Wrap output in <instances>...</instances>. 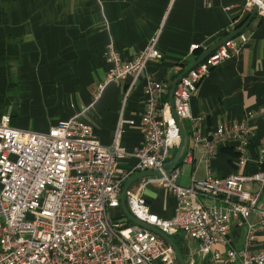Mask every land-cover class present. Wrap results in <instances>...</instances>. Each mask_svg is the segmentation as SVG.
<instances>
[{
	"label": "built area",
	"instance_id": "built-area-1",
	"mask_svg": "<svg viewBox=\"0 0 264 264\" xmlns=\"http://www.w3.org/2000/svg\"><path fill=\"white\" fill-rule=\"evenodd\" d=\"M245 7L257 8L264 16V0H245ZM228 9V7L226 8ZM158 35L130 60H122L111 43L105 46L108 64L96 84L95 96L111 82L130 78L129 88L150 61H159ZM247 40L240 32L219 45L177 82L174 108L177 117L192 119L190 100L200 81L212 68L238 52ZM198 48L191 45V50ZM145 107L138 122L120 117L109 144H102L91 126L76 114L59 120L46 131L20 129L11 118H0V264H178L172 247L151 230L130 222L121 213L119 194L124 182L137 172L156 170L160 177L141 178L125 194L131 214L169 236L192 239L196 246L186 255L187 264L209 257L215 264H264V248L257 247L264 232V209L257 207L264 188V149L251 174L231 173L218 177L208 172L204 178L179 182V169L164 173L169 151L180 141L179 128L164 96L165 83L146 77ZM257 111L247 110L231 123H220L209 134L200 132L191 120L192 150L202 145L211 154L222 144H232L240 153L239 162L249 159L250 122ZM137 125L142 142L129 150L120 142L124 124ZM135 159L130 168L121 162ZM256 182V192L245 187ZM158 184L176 198L174 214L161 218L152 212L144 190ZM120 211L122 219L114 215ZM258 216L257 221L251 215ZM233 222L244 227L243 244L229 246ZM228 246L221 252L215 245Z\"/></svg>",
	"mask_w": 264,
	"mask_h": 264
},
{
	"label": "crops",
	"instance_id": "crops-1",
	"mask_svg": "<svg viewBox=\"0 0 264 264\" xmlns=\"http://www.w3.org/2000/svg\"><path fill=\"white\" fill-rule=\"evenodd\" d=\"M253 8L247 10L245 0H0V118L8 114L17 128L46 131L78 114L102 144H109L120 117L139 121L147 76L165 83L169 93L175 78L203 51L238 28ZM243 33L247 40L239 43L238 52L200 81L190 112L200 132L207 135L220 123L239 120L247 110L257 111L250 122L249 159L240 163L234 146L222 144L207 155L198 145L192 150V161H186L193 142L192 119H182L185 141L175 166L181 184H188L192 177L204 178L208 172L223 177L251 174L259 168L256 158L264 149V16L254 15ZM155 34L162 58L150 61L130 90L128 78L108 83L95 96L96 84L108 68L105 46L111 43L126 61ZM192 44L198 48L191 50ZM164 100L168 102V94ZM120 142L129 150L139 146L138 126L125 123ZM179 145L180 141L169 151L168 161ZM134 163L129 157L121 165L130 168ZM139 180L130 187L135 188ZM245 187L251 192L259 188L256 182ZM144 197L159 217L174 214L176 198L162 186L148 184ZM257 207L264 209V188ZM114 215L119 217L120 211ZM251 220L257 221V214ZM243 237L244 227L233 222L229 246L239 249ZM174 239L186 259L196 242L180 236ZM227 247L215 245L221 252ZM257 247L264 248V232L258 234ZM196 264L215 263L207 257L197 258Z\"/></svg>",
	"mask_w": 264,
	"mask_h": 264
},
{
	"label": "water",
	"instance_id": "water-1",
	"mask_svg": "<svg viewBox=\"0 0 264 264\" xmlns=\"http://www.w3.org/2000/svg\"><path fill=\"white\" fill-rule=\"evenodd\" d=\"M257 14V8L254 7L253 10L251 11L250 15L248 16V18L238 27L236 28L234 31H232L229 35L225 36L224 38H222L220 41L216 42L213 46H211L210 48L206 49L205 51H203L199 57L197 58V60L195 62H193L186 70H184L183 72H181L173 81V83L170 86L169 89V93H168V104L170 106V110L171 113L173 115V117L176 120V123L178 125L179 128V133H180V145L177 149V152L175 154V156L168 161L164 167H163V171L164 173H169L171 170H173L177 164V160L182 152L183 146H184V141H185V132L184 129L181 125V121L180 119L177 117L176 113H175V108H174V90H175V86L177 84V82L180 80V78L185 75L191 68H193L195 65H197L200 61H202L207 55H209L213 50H215L219 45L223 44L225 41H227L228 39L235 37L238 33L242 32L247 25L249 24L251 18ZM162 175L161 172L156 171V170H151V171H143V172H137L135 173L133 176H131L130 178H128L120 191L119 194V200H120V208L121 211L123 213V215L132 223L134 224H138L141 227L147 228L149 230H151L152 232H154L155 234H157L160 238H162L167 244H169L174 252L176 261L178 264H187L185 256L181 250V248L179 247L178 243L175 241V239L171 236H169L168 234H166L165 232L161 231L160 229H158L157 227L147 224L145 222H141L138 219H136L131 212L129 211L127 205H126V200H125V194L126 191L128 190V188L131 186V184H133L134 182H136L137 180L143 178V177H149V176H155V177H160Z\"/></svg>",
	"mask_w": 264,
	"mask_h": 264
},
{
	"label": "trees",
	"instance_id": "trees-1",
	"mask_svg": "<svg viewBox=\"0 0 264 264\" xmlns=\"http://www.w3.org/2000/svg\"><path fill=\"white\" fill-rule=\"evenodd\" d=\"M122 213V212H121ZM178 244H179V242L177 241V240H175ZM181 250H182V247H181ZM183 252V251H182Z\"/></svg>",
	"mask_w": 264,
	"mask_h": 264
},
{
	"label": "rangeland",
	"instance_id": "rangeland-1",
	"mask_svg": "<svg viewBox=\"0 0 264 264\" xmlns=\"http://www.w3.org/2000/svg\"><path fill=\"white\" fill-rule=\"evenodd\" d=\"M114 221H117V219H116V220H114Z\"/></svg>",
	"mask_w": 264,
	"mask_h": 264
}]
</instances>
